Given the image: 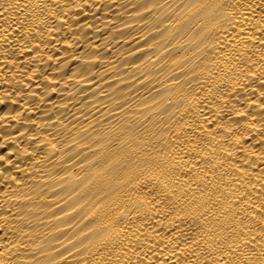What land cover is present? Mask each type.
I'll use <instances>...</instances> for the list:
<instances>
[{"label":"bare ground","instance_id":"1","mask_svg":"<svg viewBox=\"0 0 264 264\" xmlns=\"http://www.w3.org/2000/svg\"><path fill=\"white\" fill-rule=\"evenodd\" d=\"M0 264H264V0H0Z\"/></svg>","mask_w":264,"mask_h":264}]
</instances>
